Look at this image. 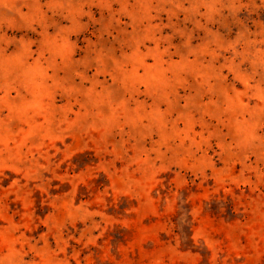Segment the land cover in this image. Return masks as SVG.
Here are the masks:
<instances>
[{
	"label": "rangeland",
	"instance_id": "rangeland-1",
	"mask_svg": "<svg viewBox=\"0 0 264 264\" xmlns=\"http://www.w3.org/2000/svg\"><path fill=\"white\" fill-rule=\"evenodd\" d=\"M0 264H264V0H0Z\"/></svg>",
	"mask_w": 264,
	"mask_h": 264
}]
</instances>
